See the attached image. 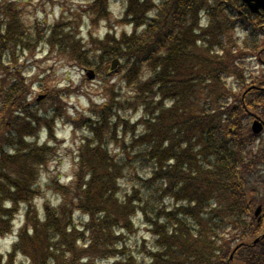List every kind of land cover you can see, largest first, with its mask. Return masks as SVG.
Returning a JSON list of instances; mask_svg holds the SVG:
<instances>
[{
	"label": "trees",
	"instance_id": "trees-1",
	"mask_svg": "<svg viewBox=\"0 0 264 264\" xmlns=\"http://www.w3.org/2000/svg\"><path fill=\"white\" fill-rule=\"evenodd\" d=\"M91 1L95 17L108 16V0ZM239 5L126 0L130 32L116 36L109 30L102 38L89 32L82 43L58 20H36L32 34L21 5L0 1V233L8 231L13 210L5 202L33 199L37 167L57 158L54 139L35 140L46 121L29 100L24 62L19 64L27 51L69 49L85 68H97L99 61L110 68L112 59L122 60L119 69L133 91L125 102L141 114L129 120L127 141L113 155L108 142L121 124L116 117L107 122L106 109L98 108L72 182H54L56 204L45 203L38 212L26 206L30 225L0 264H16L19 253L21 264H85L95 257L135 264L126 244L114 239L131 232L136 217L153 243L148 251L143 247L147 256L137 264H264V239L253 243L264 231V218L253 216L257 205L264 207V132L250 131L255 115L264 119V89L247 90L264 87V76L246 75L230 31L246 29L244 50L257 52L264 13L245 19L236 12ZM90 52L95 55L89 58ZM103 105L110 108L107 100ZM121 185L127 190L120 196ZM75 213L84 218L80 226ZM91 249L94 254H87Z\"/></svg>",
	"mask_w": 264,
	"mask_h": 264
},
{
	"label": "rangeland",
	"instance_id": "rangeland-1",
	"mask_svg": "<svg viewBox=\"0 0 264 264\" xmlns=\"http://www.w3.org/2000/svg\"><path fill=\"white\" fill-rule=\"evenodd\" d=\"M16 2L21 5L25 27L31 30L32 34H35L36 20L41 25L62 21L69 25L67 30H71L75 38L82 43L89 41V32L94 37L102 38L109 29H112L117 36L131 31V25L128 24L130 18L125 16L126 0H108V16L105 18L94 16L89 6L91 0H16ZM62 15L64 17H61ZM205 21L206 19L203 18L200 22L203 24ZM231 35L237 36L238 44L240 47L243 46L244 36L240 31H234ZM262 41L263 39H260V44ZM85 48L90 46L85 45ZM63 51L52 46H38L31 52L27 51L24 60H19V64L24 62L23 76L28 79L30 85L29 100L35 109L42 113L43 117L45 116L44 121L50 126L48 129L46 123L41 122L36 129L39 133L35 140L43 143L46 139H54L52 146L56 148L57 158L37 167L33 199L19 200L16 204L9 202L13 207L8 222L9 229L0 233L2 263L9 259L19 233L25 229V225H30L24 216V208L27 206L28 209L32 208L38 212L43 210L45 203L56 204L57 185L54 182L60 181L65 184L72 182L80 147L90 136L89 121L96 118L98 108L103 106L106 109L102 114H106L107 122L116 117L118 125L121 124V128L115 133L116 137L108 142V151L113 155L118 154L121 151L120 144L127 141L125 128L128 129L129 120L133 122L141 115L140 112L135 114L136 109H129L128 103L125 102L128 96L133 95V91L124 79L125 71L119 69L122 60L115 65L114 70L119 69L118 72L110 71L108 63L99 61L97 68L91 67L95 74L87 77L85 66L79 64V60L69 54V49H67L68 53ZM242 54L246 60L244 63L255 69L259 76L264 75V67L258 65L249 52ZM89 55L95 54L90 52L87 57ZM231 80L228 78V82ZM41 94H45V97L36 99ZM106 100L110 108L103 105ZM84 121H87V124ZM77 173H81V170ZM67 176L70 178L68 179ZM126 190L127 187L121 185L119 195H123ZM74 218L78 226L84 222V218L79 213H75ZM139 220L140 218L136 217L132 222L131 232L119 234L121 239H114L126 244L129 256L135 264L141 262V257L147 256L143 247L147 251L153 247L152 235L146 232L143 223ZM86 238L84 248L88 249L90 238L89 236ZM78 245H82V242ZM87 254H94V250L91 249ZM82 258H88V255ZM22 260L25 261L23 254L19 253L16 256V264H21ZM89 260L87 259L85 264H108L107 258L95 257L93 263Z\"/></svg>",
	"mask_w": 264,
	"mask_h": 264
},
{
	"label": "water",
	"instance_id": "water-1",
	"mask_svg": "<svg viewBox=\"0 0 264 264\" xmlns=\"http://www.w3.org/2000/svg\"><path fill=\"white\" fill-rule=\"evenodd\" d=\"M244 1H246V2L248 3L249 7H250L253 11H255L254 8H255L256 6H258L259 3H260L261 1H264V0H256V2H255L254 4H252L250 0H244ZM116 63H117V60H114V62H113V66H114ZM89 76H93V72H90V73H89ZM251 128H252V131H253L254 133H257V132H259V131L262 129V123H261L260 121H258V120H255V121L253 122ZM259 211H260V207H258V208L256 209L255 214H258Z\"/></svg>",
	"mask_w": 264,
	"mask_h": 264
},
{
	"label": "flooded vegetation",
	"instance_id": "flooded-vegetation-1",
	"mask_svg": "<svg viewBox=\"0 0 264 264\" xmlns=\"http://www.w3.org/2000/svg\"><path fill=\"white\" fill-rule=\"evenodd\" d=\"M240 3L242 4V2H240ZM244 3H245V2H244ZM245 9H246V10H245ZM247 10H248L249 12H251V10H250L249 6L247 5V3L242 4V7L240 6V8H239V11H241L243 14H246V13H247ZM263 11H264L263 9H258L257 13L260 14V13H262Z\"/></svg>",
	"mask_w": 264,
	"mask_h": 264
}]
</instances>
